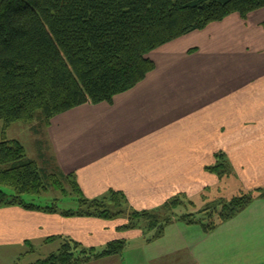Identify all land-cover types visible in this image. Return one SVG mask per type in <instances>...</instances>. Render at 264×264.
Instances as JSON below:
<instances>
[{"label":"crops","instance_id":"crops-1","mask_svg":"<svg viewBox=\"0 0 264 264\" xmlns=\"http://www.w3.org/2000/svg\"><path fill=\"white\" fill-rule=\"evenodd\" d=\"M148 58L154 69L111 104L52 118L43 150L74 176L83 198L119 194L138 212L178 201L174 220L154 240L152 232L119 230L123 217L1 206L0 248L11 258L58 239L97 251L125 240L119 255L85 264H264V198L254 192L264 188V8L246 20L232 14L211 23ZM224 162L229 172L219 176L213 169ZM227 181L235 195L225 196ZM248 192L252 203L211 232L177 219L178 210L198 219L217 201Z\"/></svg>","mask_w":264,"mask_h":264},{"label":"trees","instance_id":"trees-1","mask_svg":"<svg viewBox=\"0 0 264 264\" xmlns=\"http://www.w3.org/2000/svg\"><path fill=\"white\" fill-rule=\"evenodd\" d=\"M263 8L264 0H0V124L6 128L34 120L37 132L79 106L111 104L154 69L148 55L156 49L232 14L246 20ZM37 151L35 161L19 141L0 138V207L21 206L64 217H123L127 223L119 230L152 232L154 240L176 217L178 201L158 212L125 208L119 194L89 201L72 174H64L43 149ZM224 163L213 169L219 176L229 172ZM48 192L60 199L41 206L22 197ZM254 192L264 198V188ZM63 199L66 205L60 207ZM253 200L252 192L242 193L203 210L209 211L207 220L194 214L177 219L199 224L208 233ZM125 245V240H114L97 251L61 241L57 252L34 264H85L119 255Z\"/></svg>","mask_w":264,"mask_h":264},{"label":"rangeland","instance_id":"rangeland-1","mask_svg":"<svg viewBox=\"0 0 264 264\" xmlns=\"http://www.w3.org/2000/svg\"><path fill=\"white\" fill-rule=\"evenodd\" d=\"M32 127H35V129L32 130L31 129ZM36 127H37V123L34 120L30 123H27V124H23L21 122H16L14 124L9 125L6 128L3 127L2 124H0V138H2V136H3L8 140L19 141L23 145V147L25 148L27 156L34 158V157H36V156H34V154H37L36 149L39 151L42 150L43 148L46 149L45 144L37 146L38 142L44 143V141L46 139V135L44 133L45 127L41 126L38 128L39 130L37 132H35L34 130H37ZM44 151L47 153L46 150H44ZM225 187H226V189H225V192H226L225 196L226 197L229 195H235V194H233L234 188L232 187L231 181H227L225 184ZM3 190L7 195L12 194L11 190L8 188H3ZM22 197L26 202L32 201V202H34L38 205H41V206L46 205V204H50L54 198L60 199L59 194L56 192H48L46 194L41 195L40 197L27 196V195H24ZM64 202H65L64 199H63V202L62 201L58 202L59 206L63 207ZM217 202H219V201H217ZM205 209H207V208H205ZM180 213L182 215L185 214L184 211H181V210H178L176 212V214H179L181 216ZM208 214H209V211H208V213L201 212L200 214H196V215L200 216V218H198V219H206ZM215 218H216V215H215ZM60 243L61 242L58 239L57 241H54V243H50L48 246H45L44 248H37L36 250H34V253H32V254H28L24 257L17 256V257H13V258H11V256H9V253H10L9 249L0 248V264H34L38 260H43V259L47 258L50 254L57 252V250L60 247ZM1 251H4V252H1ZM98 251H101V250H98Z\"/></svg>","mask_w":264,"mask_h":264}]
</instances>
